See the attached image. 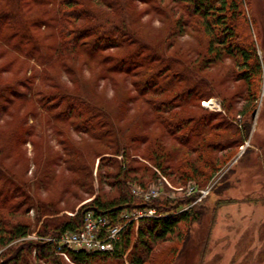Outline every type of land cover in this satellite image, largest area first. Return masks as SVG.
Returning <instances> with one entry per match:
<instances>
[{"label":"rangeland","instance_id":"rangeland-1","mask_svg":"<svg viewBox=\"0 0 264 264\" xmlns=\"http://www.w3.org/2000/svg\"><path fill=\"white\" fill-rule=\"evenodd\" d=\"M54 1L49 0L46 5L52 6ZM84 1L94 12L111 22L123 19V12L116 8L119 7L118 2L123 4L130 15L128 27L141 37L144 45L149 46L150 50L145 49V53L149 54L153 50L154 54L159 55L162 52L166 58L164 63L152 61V64L162 67V63L167 65L174 62V67L188 64L191 68L201 64L199 74L212 84V93L200 103L192 99L189 103H178L172 110L164 112L167 115L188 111L214 113L212 122L216 126L212 130V137L222 145L204 154L211 163L210 167L205 168V175L197 180L184 179L175 163L169 162L168 166H171L167 172L170 176L167 179L163 175L154 177L153 165L139 156L141 163L149 165L152 171L138 170L132 174L136 179L129 183L145 181L147 184L142 187H153L157 183L162 193L160 198L155 199H158L156 203L160 205L193 198L185 207L198 209L207 205L211 210L214 207L217 211L216 220L214 222L210 211L202 222L195 223L191 239L183 248L181 243L185 236L180 240L174 238L158 243L152 249L148 264H264V0H244L248 16V21H245L248 25L244 26L251 33L247 37L253 41L263 67L261 77H255L251 83L242 78L241 65L236 63L235 58L227 57L219 61L206 59L209 56L207 50L210 37L195 18L180 7L185 5L183 2ZM28 13L30 22H34L31 25L35 33L34 43L36 47L44 46L33 52L30 58L31 67L36 70L35 89L38 100L41 98L40 73L52 67V74H55L60 85L71 91L78 90L80 86L94 102L110 112L116 130L100 136L93 130L96 124L91 127L81 122L82 117L77 119L66 114L59 118L55 115L51 120L44 115L41 121L40 117L30 118V123L37 125V133L31 137L42 141L43 145H35L33 140H29L7 156L4 160L6 165L3 166L6 173L16 176L17 185L29 195V205L19 206L18 202L24 201L19 193L8 203L7 208H0L5 223L23 221L29 224L30 229L27 236L16 238L6 245L0 244V262L9 258L7 254L10 246L15 247L26 239L32 240L34 244L36 240H44L45 236L40 235L39 230L43 229L46 219L72 216L83 205L91 204L96 196L102 199L115 197L120 188L116 186L114 178L108 175L116 173L117 166L109 164V157H116L113 153L120 148L125 149L127 143L135 147L131 150L133 154L144 156L148 142L153 143L152 138L156 137L167 149L172 150L176 164L185 160L183 156L186 145L164 135V129L152 106V100L160 98L163 93L161 90L159 94L142 91L145 68L132 65L130 68L124 66L121 70H115V63L103 58L104 54L115 55L129 51L128 47L124 48L125 44H103L105 47L95 50L93 56L90 55L89 45L82 44L80 55L71 63L74 66L71 72L54 67V64L46 65L42 62L43 55L48 52L47 55L53 56V28L48 29L39 23V13H33L32 9ZM241 33L242 38H246L244 30ZM133 44L134 47L138 46V43ZM31 70L27 71L28 75ZM1 75L7 76L5 73ZM180 84L187 83L182 81ZM57 106V110L63 109V103ZM40 112L42 115V110ZM98 122L99 126L104 124L103 121ZM226 123L232 125V129L226 128ZM236 125L240 129L246 126L244 130L247 135L243 143L236 133ZM84 127L87 129L84 130ZM147 134L151 137L149 140L145 137ZM140 136L142 140L145 137L141 145L135 140ZM131 137L134 140L130 141ZM37 158H41L38 166L34 162ZM118 159L121 160V156ZM191 159L198 166L205 164L199 152L193 153ZM3 182L4 179H0V187ZM207 190H210L209 194ZM46 205L51 207L46 208ZM12 206L17 208L11 212ZM212 223L214 225L210 233ZM182 226L186 235L188 227L184 224ZM129 251L123 259H96L94 264H131ZM24 255L28 264H47L36 256L35 249L32 253L25 251ZM62 257L72 263L70 258Z\"/></svg>","mask_w":264,"mask_h":264},{"label":"trees","instance_id":"trees-1","mask_svg":"<svg viewBox=\"0 0 264 264\" xmlns=\"http://www.w3.org/2000/svg\"><path fill=\"white\" fill-rule=\"evenodd\" d=\"M48 1L31 0L29 3L27 0H0V120L3 121L0 122V135H5L0 137V179H4L3 185L0 187V208H7L8 203L19 193L24 200L18 202L19 206L29 205V195L17 185L16 176L6 173L3 166L6 165L4 160L7 156L12 154L15 149L27 144L29 140H33L35 145H43L42 141L31 137L37 133V125L30 123V118L38 119L40 117L39 120L41 121L44 115L51 120L55 115L59 118L66 114L69 117L75 116L77 119L82 117L81 122L89 124L91 127L96 124V127L93 126V130L100 136L116 130L110 112L94 102L80 86H78V90L71 91L60 85L55 74H52V71L54 72L52 67L46 68L40 73L41 98L40 101L38 100L35 89L36 70L31 67L30 58H32L33 52H37L44 46L40 47L39 45V48L34 43V28L31 26L34 25V22H30L29 9H32L35 14L39 13L38 19L41 25L48 27V29L53 28L52 36L55 37V41L52 43L53 56L47 55L48 52L43 55L42 62L46 65L54 64V67H60L71 72L74 69L71 63L80 55L82 44L89 45L91 56L95 54V50H102V47H105L103 44H110L109 46L125 44L124 48L128 47L129 51L125 50L115 55L104 54L102 55L103 58L112 60L115 63V70H121L124 66L130 68L132 65L145 68L142 91L144 93L145 91H154L159 94L161 90L163 93L160 98L152 100V106L160 125L164 129V135L173 137V141H178L181 145H186L183 156L185 160L178 161L176 164L172 157V150L167 149L168 147L156 137L152 138L153 143L148 142V149L143 152L144 156L133 154L131 150L135 147L127 143L125 149L120 148L113 153L116 157H109V164L117 166L116 173L112 172L108 175V177L114 178L116 186L120 188L115 197L102 199L96 196L91 204L83 205L72 216L66 218L54 216L52 219H46L43 229L39 230V234L45 236V239L36 240L35 244L32 240L26 239L15 247L10 246L7 254L9 258L4 260L5 263L19 264L24 262L23 264H28L24 252L32 253L35 249L36 256L43 259L47 264H94L96 259H123L128 250H130L128 258L131 264H148L152 249L160 242L174 238L180 240L179 238L185 236L184 242L181 243V247H185L191 239L193 225L202 222L205 215L210 211L215 222L217 211L214 207L212 210L207 205L198 209L193 206L185 207L187 203L193 201V198L184 199L187 201L183 199L173 201L177 203L170 201V204L162 203L161 205L156 203L158 199L145 201L132 193L129 182L136 179L132 177V174L140 169L152 171L149 169V165L141 163L139 156L153 165L155 169H153L152 176L154 177L163 175L168 178L170 174L167 169L171 166H168L169 162L170 164L175 163L181 177L190 180H197L204 176L205 168L211 166L204 154L208 150H214L222 145L221 142L218 143V140L212 137V130L216 126L212 122L214 113H195L193 111L172 115L164 113L172 110L178 103H189L192 99H196L200 103L212 93V84L207 78L199 74L202 69L201 64L195 68H191L188 64H182L183 66H180L183 68H179L180 66L174 67V62L164 65L166 58L162 52L156 55L151 50L149 54H146L145 49L150 50L149 46L144 45L141 37L128 27L130 15L123 4L119 2L117 3L119 7L116 6V8L123 12V19L111 22L94 12L84 0H55L52 6L46 5ZM172 1L183 2L185 5L179 6L189 12L209 35L207 60L219 61L223 58L233 57L236 59V63L241 65L242 78L246 81L251 83L255 77H261L263 73L261 60L253 41L248 40L247 37L251 33L245 27L248 16L244 9V0ZM178 24L180 25L181 22L179 21ZM241 30H244L246 38H242ZM27 39H29L28 42ZM133 42L138 43V46L134 47ZM129 47L134 49L131 50ZM152 61L163 62L162 67L152 64ZM30 69H32L31 74L28 75L27 71ZM1 73H5L7 76L3 77ZM182 81L187 84L179 85ZM168 92L172 93L167 94ZM60 103H63V109L59 111L57 105ZM40 110H42V115ZM65 118L67 119V117ZM98 121H103L104 124L99 126ZM231 127L232 125L226 123V128L232 129ZM243 128L246 129V126ZM86 129L84 127V130ZM244 129H240L237 125L235 127L242 143L247 135ZM6 133H8L7 136ZM141 137L135 139L140 145L144 143L145 137L149 140L150 136L147 134L143 140ZM129 140L134 139L131 137ZM195 152H199L200 159H204V166H198L196 161H192L191 155ZM118 156H121L122 159L119 160ZM34 162L38 166L41 158L34 159ZM29 163L30 161L28 165ZM139 184L145 186L147 183L141 180ZM2 196L4 197L2 198ZM47 207L51 206L46 205ZM149 207L156 208V214L141 217L138 222L133 220L127 223L120 230L119 241L112 252L69 250L68 256L72 261L69 263L60 254L57 241L50 242L47 240V238H59L65 231H75L82 228L85 215L89 211H94L96 215L107 216L116 222L123 210ZM16 208V206H12L11 212ZM4 221L6 220L0 213L1 245H6L16 238L28 235L29 224L23 221L8 224ZM213 223L210 233L213 229ZM182 224L188 227L186 235ZM171 257L173 258V256ZM4 261L0 264H5Z\"/></svg>","mask_w":264,"mask_h":264},{"label":"built area","instance_id":"built-area-1","mask_svg":"<svg viewBox=\"0 0 264 264\" xmlns=\"http://www.w3.org/2000/svg\"><path fill=\"white\" fill-rule=\"evenodd\" d=\"M166 178V177H164ZM167 179V178H166ZM132 193L145 201L160 198V187L154 183L153 187H142L139 184H130ZM210 191V190H209ZM208 190V194L210 193ZM157 209L154 207L144 209L123 210L117 221L102 215H96L89 211L85 215L84 224L79 230H68L63 232L59 238H47L48 241H57L60 254L67 259L68 251H114L119 241L120 230L130 221H139L141 217L153 216ZM165 215V214H161Z\"/></svg>","mask_w":264,"mask_h":264},{"label":"water","instance_id":"water-1","mask_svg":"<svg viewBox=\"0 0 264 264\" xmlns=\"http://www.w3.org/2000/svg\"><path fill=\"white\" fill-rule=\"evenodd\" d=\"M256 113H254V115H255Z\"/></svg>","mask_w":264,"mask_h":264}]
</instances>
